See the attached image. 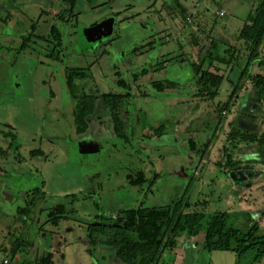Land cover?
Wrapping results in <instances>:
<instances>
[{"label":"rangeland","instance_id":"1","mask_svg":"<svg viewBox=\"0 0 264 264\" xmlns=\"http://www.w3.org/2000/svg\"><path fill=\"white\" fill-rule=\"evenodd\" d=\"M260 1L75 0L70 7L64 0H0V6H11L10 28L0 25V33H12L0 43L7 58L0 61V264H35L49 251L52 264H127L104 241L90 248L87 232L90 225L113 224L121 211L140 205L188 201L185 212L197 209L207 217L227 212L230 223L245 229L256 222L264 234V166L256 161L255 144H243L236 156L249 166L250 176L238 174L242 180L234 181L239 179L234 170L229 174L216 164L224 158L233 126L242 122L245 130L264 131V100L262 109L249 104L250 76L264 73V62L251 59L236 101L230 100L231 82H240L241 67H209L224 75L213 99L198 95L191 68L213 39L218 52L235 48L243 66L251 48L238 35ZM110 17L113 34L90 39L87 29ZM54 24L62 30L57 49L39 37ZM22 37L29 48L16 55ZM4 47L12 49L5 54ZM258 53L264 57V41ZM66 67L89 68V76L76 83L90 95L122 92L120 79L130 86L133 96L121 107V119L130 116L127 139L116 135L110 111L98 97L88 130L76 132V100L66 86ZM158 81L166 94L155 91ZM160 126L163 134H155ZM84 142L95 149L92 154L79 150ZM138 172L145 181L133 185L129 175ZM59 204L66 215L56 226L48 213ZM254 255L251 250L237 260L231 251H209L204 232H198L179 238L162 260L264 264V256L254 263Z\"/></svg>","mask_w":264,"mask_h":264},{"label":"trees","instance_id":"2","mask_svg":"<svg viewBox=\"0 0 264 264\" xmlns=\"http://www.w3.org/2000/svg\"><path fill=\"white\" fill-rule=\"evenodd\" d=\"M64 1L70 7L75 4V0ZM34 28L31 36H34ZM39 37L53 44L56 49L63 44L62 30L56 24L51 26L46 36ZM238 39L250 45L251 48V54L243 66H241L240 55L235 48L226 46L222 52H218L219 42L214 39L205 51L203 60L198 63H191V68L194 71L193 80L197 82L199 87V96L213 99L219 92L224 75L210 70L209 67H215V63L241 67L240 82L234 84L230 96L231 100L236 98L237 93L242 90L241 80L248 75L247 71L252 63L251 59L253 61L258 60L260 65L264 62V57H260L258 53L264 41V0H261L254 12L250 13L239 32ZM194 43L197 45L199 41L195 38ZM27 47L29 45L25 43L22 49ZM205 63L208 65L206 69H204ZM215 69L218 70V67L216 66ZM89 71V68L84 67L65 68L67 89L70 96L76 100L74 119L76 132L78 134L86 132L88 118L95 114L96 100L100 98L104 107L110 111L114 132L118 137L127 139L128 121L121 119L119 111L124 98L132 96L130 86L123 79H120L117 84L125 92L102 93L99 97L98 95H90L76 83V80H85L89 76ZM250 78L253 83L252 98L256 105L254 109L257 110L258 107L262 109L264 73H258L253 77L250 76ZM169 85L172 83L169 82ZM153 86L158 92L164 90L162 82H154ZM233 127L228 132L223 147L224 158L217 161L216 164L228 168L227 172L230 174L235 168L243 166V161L236 157L240 147L243 144H255L256 161L264 166V131L258 133L256 130H245L237 127V125ZM158 131H162V126L156 129V132ZM31 153H38V151ZM243 168L247 169L249 166H243ZM129 181L133 185H140L145 181L144 175L143 173H139L137 177L129 175ZM188 204V201H183L166 207L140 205L121 211L113 224L107 225L103 222H97L90 225L87 232L88 244L91 248L104 241L107 246L114 248L113 256L127 264H167L165 260H162L163 254L165 251H172L177 248L179 238H189L198 232H204L206 248L209 251H231L239 260L241 256L252 250L255 252L254 263L263 258L264 234L260 233L258 223L254 222L248 228L242 229L229 222L227 212H216L207 217L205 213L197 209L185 212L184 208ZM65 215V205L59 204L50 210L48 220L57 226ZM90 248L88 251L91 253ZM53 256L54 252L49 251L35 264H52Z\"/></svg>","mask_w":264,"mask_h":264},{"label":"flooded vegetation","instance_id":"3","mask_svg":"<svg viewBox=\"0 0 264 264\" xmlns=\"http://www.w3.org/2000/svg\"><path fill=\"white\" fill-rule=\"evenodd\" d=\"M0 10H1V12H4V14H3V16H1L0 17V25H1V27H6V28H10V24H9V22H8V18L10 17V14H11V6H6L4 3H3V5L2 6H0ZM221 16H223V14H220ZM110 18H113L114 19V17H110ZM110 18H106V19H104V20H102V21H100V22H97V23H95V24H92L89 28H92V27H96V26H98L99 24H101L102 22H104L105 20H108V19H110ZM114 24H115V19H114V22H113V28H112V32L110 33V34H108V35H106L105 33V31L104 30H102V31H100V32H98L97 33V35L94 37V38H92V39H97L99 36H105V37H110L112 34H113V32H114ZM88 28V29H89ZM87 29V30H88ZM88 34V33H87ZM9 35H12V33H10ZM7 33H0V43H1V40H3L4 38H7L8 36H9ZM88 37H89V35H88ZM90 38V37H89ZM22 39V43L19 45V47L16 49H14L13 51H15V53H16V55H20L21 53H23L25 50H28V48L29 47H27V48H25V49H22V46L25 44V43H27L28 44V39L27 40H25V38L24 37H22L21 38ZM42 39V38H41ZM43 40V39H42ZM43 41H45V40H43ZM11 43V42H10ZM199 45V44H198ZM12 49V47L10 48H5L4 47V51H6L5 52V54H7V52L8 51H10ZM135 49H137V48H135ZM203 54H205V53H203ZM202 54V55H203ZM204 58V57H203ZM1 59H3V60H1ZM5 59L7 60V58H5V55L3 54H0V61H5ZM203 60V59H202ZM241 63V62H240ZM206 69V68H205ZM145 70H143L142 71V73L144 72ZM193 73H194V71H193ZM134 77L135 78H137V74H134ZM193 81H195V80H193ZM167 82V84L169 85V82L170 83H172V85H174V84H176V82H174V81H169V80H167L166 81ZM237 82V81H236ZM236 82H231L233 85L236 83ZM154 83V82H153ZM169 86H171V85H169ZM119 88H122V87H120V86H118ZM164 88H165V86H164ZM154 89H155V87H154ZM155 91H157L156 89H155ZM242 91V90H241ZM122 92H125V90H123ZM122 92H119V93H122ZM158 92V91H157ZM243 92H245V91H243ZM242 92V93H243ZM158 93H164V94H166L165 92H164V90L162 91V92H158ZM132 96H133V93H132ZM131 96V97H132ZM239 96H240V94H239V92L237 93V97L236 98H233V99H231V101H236V100H238L239 99ZM131 97H127V98H131ZM202 97V96H201ZM127 98H124V100L125 99H127ZM124 100L122 101V103L124 102ZM249 104H250V106H251V108L254 110V101H253V98H251V100H249ZM121 107H122V105H121ZM75 111V110H74ZM227 113H228V111H226V110H224L223 111V115H227ZM119 115H120V117H122V113H121V110L119 111ZM124 118V117H123ZM130 118V116H127L126 118H124L125 120H127L128 121V119ZM74 119H75V113H74ZM89 119V120H88ZM87 120V122H89L91 119H92V117H90V118H88ZM238 123H240V122H238ZM235 125H236V123H235ZM237 125H239V126H241L242 128L244 127V126H242V122L240 123V124H237ZM245 128V127H244ZM88 130V129H87ZM86 130V131H87ZM85 133V132H84ZM157 132H156V130H155V134H156ZM83 134V133H82ZM160 134H163L162 132L160 133ZM82 145H84V147H86L87 148V150H89L88 152H85L86 154H88V153H90V154H92L93 153V151H95V149H91V146H89L88 145V143H86V142H84ZM90 147V148H89ZM192 148H195V146L193 145L192 146ZM79 150H80V148H79ZM234 172L235 173H238V174H242V173H245V174H247V176H250L249 175V173L247 172V170H246V168H243V166H241V167H237V168H235L234 169ZM139 173H143V172H138L137 173V175L139 174ZM143 175H144V173H143ZM146 177H145V175H144V179H145ZM53 252V251H52Z\"/></svg>","mask_w":264,"mask_h":264},{"label":"water","instance_id":"4","mask_svg":"<svg viewBox=\"0 0 264 264\" xmlns=\"http://www.w3.org/2000/svg\"><path fill=\"white\" fill-rule=\"evenodd\" d=\"M113 22H114V19L113 18H110L108 20H105L104 22H102L101 24H99L98 26L96 27H92V28H89L87 30V33L90 37V39L94 38L98 32L104 30L106 33V35L110 34L112 32V28H113ZM80 151L81 152H88L89 150H87L86 147H84V145L80 144ZM235 176L239 177V179H234V181H239V180H242L240 176H238V174L236 173Z\"/></svg>","mask_w":264,"mask_h":264},{"label":"crops","instance_id":"5","mask_svg":"<svg viewBox=\"0 0 264 264\" xmlns=\"http://www.w3.org/2000/svg\"><path fill=\"white\" fill-rule=\"evenodd\" d=\"M223 15H225V14H223ZM7 199H9V200H12L13 201V197H11L10 195H8V198ZM176 249V248H175Z\"/></svg>","mask_w":264,"mask_h":264},{"label":"built area","instance_id":"6","mask_svg":"<svg viewBox=\"0 0 264 264\" xmlns=\"http://www.w3.org/2000/svg\"><path fill=\"white\" fill-rule=\"evenodd\" d=\"M221 14H222V13H221ZM4 262H5V264H8V261H7V260H5Z\"/></svg>","mask_w":264,"mask_h":264}]
</instances>
